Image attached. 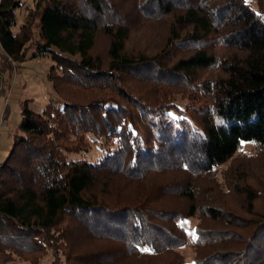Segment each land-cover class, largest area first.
Returning <instances> with one entry per match:
<instances>
[{
  "label": "trees",
  "instance_id": "obj_1",
  "mask_svg": "<svg viewBox=\"0 0 264 264\" xmlns=\"http://www.w3.org/2000/svg\"><path fill=\"white\" fill-rule=\"evenodd\" d=\"M135 3L144 21L167 19L153 55L128 48L134 27L118 0H35L18 30L23 0L0 1L4 54L50 59L55 89L69 92L60 108L24 107L0 164V264L48 254L52 264H264L263 194L226 168L244 144L264 156V0ZM98 34L105 59L94 53ZM125 78L162 97L151 104ZM170 89L190 90L189 103ZM87 135L98 159H68L91 151L81 148ZM232 192L244 196L237 211L221 202ZM77 242L89 249L75 253ZM190 243L191 262L181 252Z\"/></svg>",
  "mask_w": 264,
  "mask_h": 264
},
{
  "label": "rangeland",
  "instance_id": "obj_2",
  "mask_svg": "<svg viewBox=\"0 0 264 264\" xmlns=\"http://www.w3.org/2000/svg\"><path fill=\"white\" fill-rule=\"evenodd\" d=\"M1 1V0H0ZM35 0H23V7L17 11V28L23 23V15L29 10L27 8H33ZM251 4H254V0H248ZM118 6L120 9V18L132 24L134 27L131 39L128 42V48L130 50L146 51L148 54L153 55L162 50L167 38L166 25L167 19L161 21L148 20L144 21L140 16L141 8L140 4H136L135 0H118ZM255 6V5H254ZM108 39L103 34H98L94 47V53L100 55L105 59L106 50L108 48ZM218 50H222L218 48ZM191 51L184 49L179 51L178 56L187 55ZM221 52V51H220ZM54 63L47 58L31 59V53L28 60L24 63L12 62L3 52L0 45V164L3 163L12 149L13 135L19 128L22 121L24 107L27 106L29 110L34 113L42 114L49 104H52L56 108H60L63 103L62 95L69 93L63 89L57 91L54 86V82L50 79L51 67ZM215 72H213L214 74ZM60 75L61 72L56 70L53 75ZM211 71H203L201 73L202 79L210 78ZM124 85L129 88L133 93L140 95L145 100L154 104L157 99L162 96H155L156 90L153 84H147L131 78L124 79ZM159 88V87H157ZM184 90V91H183ZM170 95L172 98L179 100L182 103H189L188 97L190 93L185 89H170ZM193 91V89H192ZM184 94L183 96L181 94ZM201 93V92H200ZM191 102V101H190ZM180 103V104H182ZM94 137L87 135L85 137V144L81 148H88L91 150L88 154L82 149L77 153L67 154L68 159L79 160L86 158L90 161H95L98 156L101 155L100 149L93 142ZM99 144V143H98ZM245 158V159H244ZM232 167V174L236 171L240 172V176L247 177L246 182L256 184V190L262 192V197L255 202V206L258 212H264V156L261 154L258 147L252 144H244L240 153L236 155L233 161H231L226 168ZM232 174L230 176H232ZM234 177V176H232ZM235 182L237 178H231ZM221 184L223 188L224 179L221 178ZM237 183V182H235ZM263 186V188L258 186ZM244 196L239 193L224 194L221 198V202H224L229 208L232 207L237 211L242 207ZM246 215L245 212H242ZM197 220H192L186 223V228L190 233H193L194 226ZM69 232L75 233L74 237L80 238L77 234L79 230L78 226L74 223L68 226ZM80 234V232H79ZM82 234V232H81ZM83 238H81L82 241ZM74 240V239H73ZM97 243V242H96ZM94 243L92 247L98 249V244ZM75 253H83L88 247H85L82 243H75ZM91 250V249H90ZM186 259L191 262L194 256L193 248L188 245L181 250ZM53 258L50 254L42 258L38 264H52ZM9 264H34L26 262L24 259L15 257Z\"/></svg>",
  "mask_w": 264,
  "mask_h": 264
},
{
  "label": "snow or ice",
  "instance_id": "obj_3",
  "mask_svg": "<svg viewBox=\"0 0 264 264\" xmlns=\"http://www.w3.org/2000/svg\"><path fill=\"white\" fill-rule=\"evenodd\" d=\"M145 251H147V249H145Z\"/></svg>",
  "mask_w": 264,
  "mask_h": 264
}]
</instances>
